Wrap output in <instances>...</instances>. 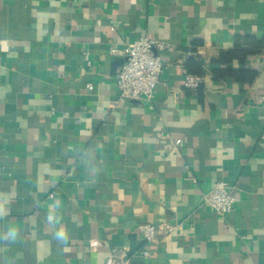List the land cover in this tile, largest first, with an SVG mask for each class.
I'll use <instances>...</instances> for the list:
<instances>
[{
  "label": "crops",
  "instance_id": "crops-1",
  "mask_svg": "<svg viewBox=\"0 0 264 264\" xmlns=\"http://www.w3.org/2000/svg\"><path fill=\"white\" fill-rule=\"evenodd\" d=\"M147 35L154 97L121 99L110 50ZM263 93L264 0H0V264H264Z\"/></svg>",
  "mask_w": 264,
  "mask_h": 264
},
{
  "label": "built area",
  "instance_id": "built-area-1",
  "mask_svg": "<svg viewBox=\"0 0 264 264\" xmlns=\"http://www.w3.org/2000/svg\"><path fill=\"white\" fill-rule=\"evenodd\" d=\"M170 49L172 47L163 40L148 35L127 43L122 49L116 46L112 47L110 50L112 54H120L124 57L122 66L116 74V85L120 92V98L151 100L164 69L162 56L158 51ZM204 82L203 74L188 72L184 78V86L189 90L199 88ZM89 86L92 87L91 84ZM255 100L264 106V93L256 96ZM180 142L181 139L176 140L177 144ZM203 199L206 204L212 206L221 215L230 212L236 203V196L231 186L224 180L217 181L210 191L203 194ZM181 225V223L142 222L138 225V230L146 243L150 244ZM91 245L97 247L100 245V241L92 239ZM143 255H151L148 247L143 249ZM104 264H133V262L128 253L121 249H112Z\"/></svg>",
  "mask_w": 264,
  "mask_h": 264
},
{
  "label": "trees",
  "instance_id": "trees-1",
  "mask_svg": "<svg viewBox=\"0 0 264 264\" xmlns=\"http://www.w3.org/2000/svg\"><path fill=\"white\" fill-rule=\"evenodd\" d=\"M244 40H246V38L244 39ZM259 43V42H258ZM245 44H247V40L245 41V43H243V45H245ZM239 46H241L240 44L239 45H237V47L235 48V50L239 47ZM224 55H237V52L236 51H229V52H227V53H223L222 54V56H224ZM224 58V57H223ZM199 68V67H198ZM202 72V70L201 69H198L197 71H196V73L197 74H200Z\"/></svg>",
  "mask_w": 264,
  "mask_h": 264
},
{
  "label": "clouds",
  "instance_id": "clouds-1",
  "mask_svg": "<svg viewBox=\"0 0 264 264\" xmlns=\"http://www.w3.org/2000/svg\"><path fill=\"white\" fill-rule=\"evenodd\" d=\"M57 235H58L59 237H61V238H64V235H65V234H64L63 231H60V232L57 233Z\"/></svg>",
  "mask_w": 264,
  "mask_h": 264
}]
</instances>
